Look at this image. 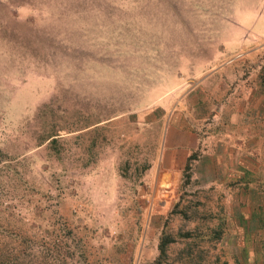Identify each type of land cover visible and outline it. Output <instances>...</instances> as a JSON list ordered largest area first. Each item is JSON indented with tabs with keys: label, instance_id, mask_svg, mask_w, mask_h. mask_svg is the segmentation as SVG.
Segmentation results:
<instances>
[{
	"label": "rangeland",
	"instance_id": "obj_1",
	"mask_svg": "<svg viewBox=\"0 0 264 264\" xmlns=\"http://www.w3.org/2000/svg\"><path fill=\"white\" fill-rule=\"evenodd\" d=\"M10 1L0 264H264V219L242 240L227 217L264 197V0ZM171 119L199 140L175 184L158 179ZM208 143L228 176L197 163Z\"/></svg>",
	"mask_w": 264,
	"mask_h": 264
},
{
	"label": "crops",
	"instance_id": "obj_2",
	"mask_svg": "<svg viewBox=\"0 0 264 264\" xmlns=\"http://www.w3.org/2000/svg\"><path fill=\"white\" fill-rule=\"evenodd\" d=\"M198 148V136L193 130L175 119L169 120L165 129V137L158 162V179L162 182L167 181L170 184H175L182 176L189 156L197 152ZM227 153L228 151L223 146L220 148V145L217 143H208L207 151L200 157L197 163H200V167L203 165L205 168H208L209 173L212 175L218 173L222 174V176H228L230 164L224 159ZM245 166L244 161H237L234 167L231 168V171L234 173L232 177H237V179L243 177L246 171ZM249 193L252 194L250 203H237L227 213L228 219H233L231 226L234 227L237 239L247 240L249 235L252 237L256 235L254 233L257 230L248 229V223L257 225L264 219L263 194H259L255 190H249ZM258 262L260 263V258L256 259V262L254 261L253 264H257Z\"/></svg>",
	"mask_w": 264,
	"mask_h": 264
},
{
	"label": "trees",
	"instance_id": "obj_3",
	"mask_svg": "<svg viewBox=\"0 0 264 264\" xmlns=\"http://www.w3.org/2000/svg\"><path fill=\"white\" fill-rule=\"evenodd\" d=\"M29 1L31 2V0H11L10 2H12V4H15L17 6H20V5H23L24 3L25 4H29L31 5V3H29ZM35 1V0H34ZM197 152H194L192 153L189 158H188V161L186 163V166H185V170L183 172V176L188 180L190 175H189V172H190V169H191V165H192V162L195 161L197 159ZM164 243L162 241V244H160V251H164L163 247H164Z\"/></svg>",
	"mask_w": 264,
	"mask_h": 264
}]
</instances>
